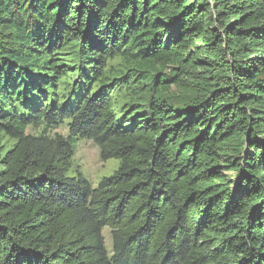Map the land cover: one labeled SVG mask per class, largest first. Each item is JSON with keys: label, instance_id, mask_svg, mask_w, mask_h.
Returning <instances> with one entry per match:
<instances>
[{"label": "trees", "instance_id": "16d2710c", "mask_svg": "<svg viewBox=\"0 0 264 264\" xmlns=\"http://www.w3.org/2000/svg\"><path fill=\"white\" fill-rule=\"evenodd\" d=\"M0 264H264V0H0Z\"/></svg>", "mask_w": 264, "mask_h": 264}, {"label": "rangeland", "instance_id": "374dc122", "mask_svg": "<svg viewBox=\"0 0 264 264\" xmlns=\"http://www.w3.org/2000/svg\"><path fill=\"white\" fill-rule=\"evenodd\" d=\"M27 133L38 134L40 130L32 128L27 129ZM51 135H61L63 137L68 136V128L66 124L52 128L50 130ZM74 167L79 170L93 187L97 186V183L103 177L110 176L119 167V161L116 159H110L102 161L100 159L99 149L96 144L91 140H79L75 147L74 154ZM72 173H70L71 175ZM103 236L106 249L111 254V236L110 230L105 228L103 230Z\"/></svg>", "mask_w": 264, "mask_h": 264}]
</instances>
